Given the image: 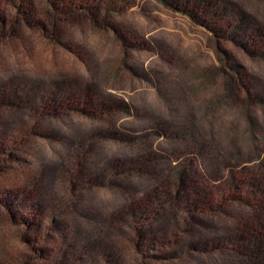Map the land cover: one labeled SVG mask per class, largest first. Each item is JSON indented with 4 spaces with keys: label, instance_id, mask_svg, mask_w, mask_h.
<instances>
[{
    "label": "rangeland",
    "instance_id": "1",
    "mask_svg": "<svg viewBox=\"0 0 264 264\" xmlns=\"http://www.w3.org/2000/svg\"><path fill=\"white\" fill-rule=\"evenodd\" d=\"M13 1L0 264H264V0Z\"/></svg>",
    "mask_w": 264,
    "mask_h": 264
},
{
    "label": "trees",
    "instance_id": "2",
    "mask_svg": "<svg viewBox=\"0 0 264 264\" xmlns=\"http://www.w3.org/2000/svg\"><path fill=\"white\" fill-rule=\"evenodd\" d=\"M19 2H14L13 0H6L4 3H0V37H3L8 29L12 28L13 23L9 19L10 14L14 13L15 7ZM20 8L24 7L22 3L19 5ZM192 17H196L192 14ZM202 18V16H201ZM203 19V18H202ZM208 22L213 23L215 26V31L221 32V26L213 21V19L209 15H204V19ZM203 23V22H202ZM226 32V31H225ZM224 33V32H223ZM228 35H237L240 33L239 27L236 24H232L227 27ZM225 33V34H226ZM264 164L262 162L261 166ZM263 167V166H262ZM176 179L179 181L183 180L184 172L182 170H177L175 172ZM253 188L260 191L264 195V181L263 183L257 177H252L251 184ZM263 207V206H262ZM261 207V214L256 213L253 217L243 218L241 221V231L242 239L246 240L247 243L252 245L253 249L250 250L252 256H256L255 251L260 248L263 250L264 242L262 238H264V208ZM240 243V241H238Z\"/></svg>",
    "mask_w": 264,
    "mask_h": 264
}]
</instances>
